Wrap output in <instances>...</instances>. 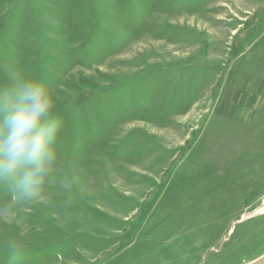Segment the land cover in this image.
<instances>
[{
	"label": "rangeland",
	"instance_id": "obj_1",
	"mask_svg": "<svg viewBox=\"0 0 264 264\" xmlns=\"http://www.w3.org/2000/svg\"><path fill=\"white\" fill-rule=\"evenodd\" d=\"M27 79L62 128L38 196L0 178V264H264V0H0Z\"/></svg>",
	"mask_w": 264,
	"mask_h": 264
},
{
	"label": "clouds",
	"instance_id": "obj_2",
	"mask_svg": "<svg viewBox=\"0 0 264 264\" xmlns=\"http://www.w3.org/2000/svg\"><path fill=\"white\" fill-rule=\"evenodd\" d=\"M53 109L54 100L38 79L0 91V178L23 168L17 187L28 198L39 195L53 160L50 146L62 128Z\"/></svg>",
	"mask_w": 264,
	"mask_h": 264
}]
</instances>
